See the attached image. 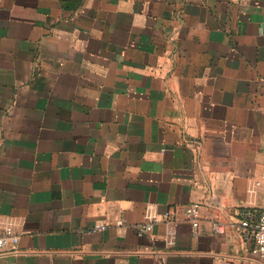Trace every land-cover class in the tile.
I'll return each mask as SVG.
<instances>
[{
    "label": "crops",
    "instance_id": "1",
    "mask_svg": "<svg viewBox=\"0 0 264 264\" xmlns=\"http://www.w3.org/2000/svg\"><path fill=\"white\" fill-rule=\"evenodd\" d=\"M263 194L264 0H0V264H263Z\"/></svg>",
    "mask_w": 264,
    "mask_h": 264
},
{
    "label": "built area",
    "instance_id": "2",
    "mask_svg": "<svg viewBox=\"0 0 264 264\" xmlns=\"http://www.w3.org/2000/svg\"><path fill=\"white\" fill-rule=\"evenodd\" d=\"M186 213L193 226L199 223V208L197 205H189ZM238 230L243 239L252 242V253L264 264V194L263 202L259 206L243 208L238 210ZM164 216L163 218H166ZM159 219H162L159 218ZM106 225L99 223L95 225V230L104 229ZM152 222L139 223L136 226L138 235H144L151 231ZM20 232L17 231L12 219L0 218V247H16L20 238Z\"/></svg>",
    "mask_w": 264,
    "mask_h": 264
}]
</instances>
